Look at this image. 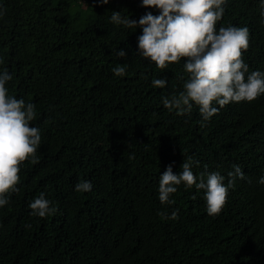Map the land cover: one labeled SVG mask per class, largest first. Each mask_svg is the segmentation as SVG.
<instances>
[{"label": "trees", "instance_id": "1", "mask_svg": "<svg viewBox=\"0 0 264 264\" xmlns=\"http://www.w3.org/2000/svg\"><path fill=\"white\" fill-rule=\"evenodd\" d=\"M260 2L226 0L217 22L249 29L250 72H264ZM0 9V72L13 77L10 96L36 105L30 126L41 136L38 163L21 165L19 192L0 208V264H264V94L214 101L205 127L194 103L183 115L165 108L164 97L183 91L186 58L159 69L138 55L142 29L110 21L112 12L159 15L142 0H0ZM153 78L168 83L156 88ZM187 160L194 175L219 172L225 184L233 165L243 171L218 215L195 186L161 204L160 175ZM81 180L92 191L76 192ZM40 193L54 215L30 214ZM175 209L176 220L159 215Z\"/></svg>", "mask_w": 264, "mask_h": 264}, {"label": "clouds", "instance_id": "2", "mask_svg": "<svg viewBox=\"0 0 264 264\" xmlns=\"http://www.w3.org/2000/svg\"><path fill=\"white\" fill-rule=\"evenodd\" d=\"M100 2L107 5L110 0ZM225 3L226 0H142L143 7L156 9L159 15L154 16L149 11L136 21L121 12H112L110 18L113 24L142 29V35L138 37V55L159 69L186 58L184 72L188 75L183 91L170 98L164 97L162 103L169 110H178V115L190 112L194 103L202 117L201 127L218 113L214 101L222 108L232 102H253L264 94V72H250L242 58L250 44L249 29L228 26L217 30V22L225 13ZM4 14L0 9V16ZM260 17L264 25V0L260 2ZM114 55L121 59L127 57L123 49ZM126 67L117 65L112 72L121 77L126 74ZM12 78L7 69L0 72V208L10 203L7 194L19 192L21 165L30 157L32 164L38 163L35 154L41 144L39 129L30 126L36 118V105L9 95L6 85ZM167 83L164 78L152 80L156 88H164ZM237 179H245L238 165H233V170L228 172L225 184V177L219 172L194 175L192 163L187 160L182 163L179 174L169 165L160 175L159 200L162 205L175 204L170 197L177 192V186H195L204 191L207 214L216 216L225 206L229 189L234 188ZM259 183L264 184V178ZM92 188L93 184L88 180L75 185L78 193L90 192ZM29 207L30 214L39 218L56 212L44 193H40ZM178 213L179 209H175L170 216L165 212L159 215L176 220Z\"/></svg>", "mask_w": 264, "mask_h": 264}]
</instances>
